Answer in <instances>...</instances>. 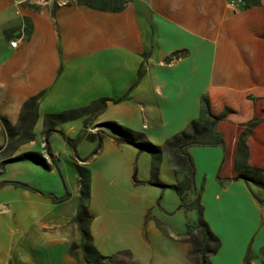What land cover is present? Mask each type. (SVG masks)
<instances>
[{"label": "crops", "instance_id": "crops-1", "mask_svg": "<svg viewBox=\"0 0 264 264\" xmlns=\"http://www.w3.org/2000/svg\"><path fill=\"white\" fill-rule=\"evenodd\" d=\"M263 31L264 0H239L235 9L227 0H0V116L16 125L23 101L42 92L30 138L5 132L0 120V159L36 149L47 162L0 166V264H82L78 248L69 252L80 239L78 165L89 172V231L101 253L127 248L142 256L151 237H170L178 246L168 264H191L177 191L147 181L152 160L142 161L138 178L131 175L137 148L117 142L100 122L115 120L163 146L199 116L202 96L214 114L229 108L215 122L222 144L187 146L202 217L219 240L209 264H264V200L254 196L264 190L234 177L233 165L244 123L256 117L245 136L246 161L264 169ZM97 100L102 106L87 110ZM65 110L73 116L43 126L46 114ZM110 158L121 161L118 171L87 166L104 167ZM154 165L157 180L175 182L165 149ZM96 190H129L146 204L135 222H123L112 207L106 214L93 204Z\"/></svg>", "mask_w": 264, "mask_h": 264}, {"label": "trees", "instance_id": "trees-1", "mask_svg": "<svg viewBox=\"0 0 264 264\" xmlns=\"http://www.w3.org/2000/svg\"><path fill=\"white\" fill-rule=\"evenodd\" d=\"M264 37V31L262 33ZM42 92L27 97L20 108L19 117L16 125L0 116L3 130L7 133L19 132L20 138L28 139L32 136L30 125L36 115V105ZM102 106L101 100L93 101L87 105V110L99 109ZM229 108L225 107L222 111L214 114L209 109V102L206 96L200 99L199 116L189 120L186 127L165 139L163 146L155 144L146 139L141 132L124 126L115 120H103L100 124L104 125L113 132L117 142H126L134 145L138 150H148L152 156L153 165L150 168L149 183L157 184L160 187L171 185L179 195V204L184 209L187 203H192L195 209L193 218L186 217L184 236L189 247L186 256L191 264H209V256L218 247L219 240L211 231L207 222L202 217V207L199 200L200 188L194 183V164L191 155L187 151V146L191 144H222V135L215 129V122L225 116ZM73 110H65L56 114H46L43 119V126L49 129L59 120L66 119L73 115ZM257 121L256 117L244 123V126L237 138L233 165L235 169L234 177L242 178L247 182H252L264 190V169L251 166L247 163V148L245 136L250 127ZM11 134V133H10ZM18 138V139H20ZM162 149L168 152L170 161L173 165L176 180L172 184H166L156 179V163ZM4 152V150L2 151ZM7 159H30L47 166V162L41 152L37 150L22 151L14 156H7L0 159V166ZM15 185L28 187L19 180H10ZM77 182L79 185V201L73 220L77 224L80 239L78 243H72L69 252L74 254L78 248L82 254V264H135L131 252L127 248H121L110 254L101 253L93 244L89 223L91 214L87 209V199L89 195V172L84 166H77ZM254 194V193H253ZM67 195V194H66ZM65 195L57 196L61 199ZM258 201H263L264 196H257ZM52 198H55L52 195Z\"/></svg>", "mask_w": 264, "mask_h": 264}, {"label": "rangeland", "instance_id": "rangeland-1", "mask_svg": "<svg viewBox=\"0 0 264 264\" xmlns=\"http://www.w3.org/2000/svg\"><path fill=\"white\" fill-rule=\"evenodd\" d=\"M139 131V130H138ZM149 140V139H148ZM36 150V149H35ZM137 150L138 156L136 160L135 166H133L131 175L137 178L140 175V170L142 167V161L147 165L150 160H152V156L148 150ZM38 151V150H37ZM106 165L103 167L98 166V162L96 161L94 164L87 165L89 170L94 168H100L101 171L105 173H113L118 171L121 168V161L110 158L109 160L105 161ZM77 171V170H76ZM68 181L70 183L76 182V174L72 176L70 174ZM97 192H93L92 198L94 205L96 203L102 204V213H108V208L112 207L114 209L113 214H115L116 218L119 220H123V222H135L139 213V210L143 208L146 204L145 200H137L136 193L130 192L129 190H124L122 192H101L96 190ZM69 195V193L67 194ZM134 195V197H131ZM159 194H157L158 196ZM141 199V197H139ZM133 199V200H131ZM186 208L183 209V212L186 217L193 218L195 216V209L192 206V203H187L185 206ZM156 215L155 207L149 208V211L145 214V228L147 232V236L149 237V232L147 229L148 223L152 220L153 216ZM147 242L142 256L135 254H131L135 264H168V257L166 256H174L176 254L177 243L175 240H172L170 237H151ZM133 245L137 244V241L131 242ZM107 251H111L109 253H113V249H109ZM131 252V250H130ZM172 261V259H171Z\"/></svg>", "mask_w": 264, "mask_h": 264}, {"label": "built area", "instance_id": "built-area-1", "mask_svg": "<svg viewBox=\"0 0 264 264\" xmlns=\"http://www.w3.org/2000/svg\"><path fill=\"white\" fill-rule=\"evenodd\" d=\"M37 1H44V0H37ZM239 0H227V5L232 8V9H235V6H236V3L238 2ZM18 41V38H12L9 43L11 46H15L16 42Z\"/></svg>", "mask_w": 264, "mask_h": 264}]
</instances>
